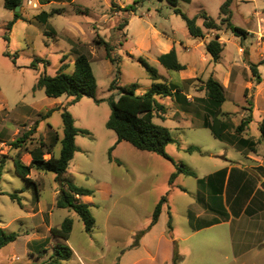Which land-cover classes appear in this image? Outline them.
I'll list each match as a JSON object with an SVG mask.
<instances>
[{"label":"rangeland","instance_id":"rangeland-1","mask_svg":"<svg viewBox=\"0 0 264 264\" xmlns=\"http://www.w3.org/2000/svg\"><path fill=\"white\" fill-rule=\"evenodd\" d=\"M222 1L177 0L176 7L189 16L205 11L219 29H206L198 17L196 24L203 33L200 39H212L216 33H221L225 51L236 55L234 42L227 41L235 36L223 22L226 16L219 12ZM258 1L264 3V0ZM127 6L134 10H124ZM231 10L234 25L256 29L251 3L237 2ZM16 12L21 18L6 29L13 11L3 8V0H0V191L4 193L0 194V228L6 233L17 234L15 240L0 248V264L47 261L60 243L67 244L72 251L62 264H171L173 250L180 257L176 264H264V221L259 219L251 223L245 239L247 242L261 240L260 246H249V251L239 257H234L232 251L236 246L232 247L224 225L181 239L200 221L195 215L204 197L202 183L198 180L205 179L229 161L256 163L245 156L243 147L215 138L202 126L204 103L198 97H205L203 73L179 82L178 90L172 96L155 98L165 110L164 114L155 110L152 121L167 127L175 139L165 146V153L171 160L138 150L125 141L117 142L115 133L105 126L110 114L108 98L115 93L109 90L112 81L116 86L135 83L137 92L143 93L151 80L136 59L143 58L162 76V72L168 70L160 66L156 56L167 40L193 41L194 38L187 35L181 16L174 13L171 2L22 0ZM132 16L137 18L131 19ZM129 19L130 23L124 25ZM254 36L240 39L242 45L232 72L233 76H239L227 92L224 88L225 101L220 107L222 117L217 120L228 124L223 134L233 139L231 135L238 136L235 126L240 118L250 115V122L240 135L256 142L255 151L247 152L264 164V139L258 129L264 117V62L260 63L264 54L255 61L260 75V82L256 83L249 70L251 60L245 45L255 40L264 42V33ZM97 39L108 43L112 57L119 61L117 64L105 59ZM78 54H85L90 61L96 80L94 97L81 96L69 104L70 96L50 98L41 88L35 87L39 74L52 76L60 67L70 74ZM177 56L180 62L189 63L196 53L178 52ZM216 65L218 71L224 70L223 62ZM170 72L171 77L179 78L178 71ZM56 107L60 109L44 117L48 110ZM61 108L71 114L76 128L86 130L88 134L75 135L77 151L61 176L30 170L36 195L33 187L15 174L12 159L18 157L24 164H29L28 151L38 147L40 141L51 146L52 154L58 155L62 137ZM24 133L25 140L18 142L19 147H14L12 143ZM189 146H196L200 151H186ZM48 156L45 154L44 158ZM179 163L193 171L194 176L178 173L169 185L170 175ZM65 179L92 191L89 196L79 197L81 202L89 205L94 219V227L89 233L84 232L76 212L55 205L59 192L67 190ZM8 193H15L19 203L11 200ZM163 195L166 196L163 210L149 228L154 206ZM218 195L220 202V191ZM219 209H222L221 204ZM65 218L71 219L72 228L68 239L63 241L49 230L59 227ZM168 220L171 232L167 228Z\"/></svg>","mask_w":264,"mask_h":264},{"label":"trees","instance_id":"trees-1","mask_svg":"<svg viewBox=\"0 0 264 264\" xmlns=\"http://www.w3.org/2000/svg\"><path fill=\"white\" fill-rule=\"evenodd\" d=\"M169 1L174 6V13L180 15L183 19L187 32L191 37L199 38L203 36L201 28L196 24V19L198 17L203 20V26L206 29H219L218 25L204 12L200 15L189 17L176 7V0ZM232 1L234 0H224V2L220 5L219 12L226 16V18L223 19V22L226 24V28L230 30L235 37L243 38L246 36L247 32L241 27L233 25L229 21V7ZM21 3L22 0H3V8L13 11V17L6 24V29H10L13 23L21 18L20 14L14 11L15 7L20 6ZM127 8L130 7L127 6L124 10H127ZM133 10L134 8L131 7L130 11ZM43 15L47 16L48 14L43 13ZM39 18L41 20L45 19V17ZM126 24L127 22L124 25ZM4 38L7 39L8 37L5 36ZM97 44L103 47L105 59L114 64L119 62L112 57L110 53V46L106 41L97 39ZM205 48L207 53L210 54L212 60H216L218 58L222 50V45L218 41L217 34L209 40ZM136 61L147 72L148 77L151 80V84L145 92L138 94L136 93L137 85L135 83H131L126 86H116L115 82L112 81L109 85V90H113L115 93H112L108 98L110 114L105 122V126L115 133L117 142L125 141L138 150L152 152L171 160L165 153V146L169 143L175 142V139L170 136L169 129L167 127L155 124L152 119L154 116L153 112L155 110L161 114H163L165 110L164 106L159 104L155 98L170 97L172 94L177 92L178 88L167 83L165 79L157 73L156 69L150 66L143 58H137ZM157 61L166 70L170 71H179L185 68V66L178 61L174 49H171L166 53L159 54L157 56ZM262 62H264V59L261 60L260 63ZM248 65L253 80L256 83H259L260 75L257 71V65L251 62H249ZM35 87L41 88L44 94L50 98H56L61 95L70 96L72 99L69 104H71L76 102L81 96L94 97L96 80L88 57L85 54H78L74 59L73 71L70 74L63 72L61 67L58 69L56 74L52 76L39 74ZM202 88L205 91L204 107L207 114V117L203 121V126L208 128L215 138L231 142L232 144H236L254 152L256 142L252 139L240 137V134L246 129L248 123L250 122V115L242 118L235 127V132L238 136L231 135L232 138L234 137V139H236L235 142H233L227 134H223L224 130L228 128V124L217 120L220 107L225 101L223 86L217 80L212 77H208L204 81ZM246 92L247 89L245 88V96ZM247 102L251 104L248 100ZM56 109L59 110L60 108L56 107L48 110L44 114V117H47L53 110ZM60 115L62 120V137L60 139V149L58 155L52 154L50 151L51 146H47L43 141H40L38 147L28 151L30 155L29 164H24L18 157L12 159L15 174L26 183L30 184L36 195L37 188L34 181L29 177L30 170L35 169L38 171L53 172L58 176H61L66 172L69 161L73 157L74 152L77 151V147L74 143L75 135L77 133L88 134V131L75 127L73 117L65 108H61ZM160 118H163L162 115H160ZM208 118L212 119V123L208 121ZM258 129L264 139V117L262 118ZM25 137L26 133H24L22 137H18L12 145L14 147H19L20 144L18 142L24 141ZM185 150L189 152L200 151V149L196 146H189ZM45 154H49V156L44 158ZM175 166L176 171L170 175L169 185L173 183V180L178 173L194 176V172L182 163L175 164ZM225 174L226 169H220L210 174L207 177V180L209 182L211 180L216 183L218 185V190H221ZM65 181L67 183V190H61L59 192L55 205L58 208H69L76 212L83 223L84 232L89 233L94 227V219L89 211V205L81 202L79 197L89 196L92 194V191L73 185L69 179H65ZM198 181L199 183H202L203 179H199ZM0 194L4 193L0 191ZM8 196L11 200L19 203V198L15 193H8ZM165 201L166 196L163 195L154 206L149 228L157 222L162 209V204ZM71 228V219L65 218L59 227H51L49 231L53 236L66 241L69 237ZM167 228L168 231L171 232L170 220L167 222ZM16 237L17 234L15 232L6 233L2 228H0V248L10 241L15 240ZM71 254L72 251L70 247L67 244L60 243L54 247L53 254L47 261L30 264H62L61 262L68 259ZM179 258L180 257H178L176 251L173 250L171 264H176Z\"/></svg>","mask_w":264,"mask_h":264},{"label":"crops","instance_id":"crops-1","mask_svg":"<svg viewBox=\"0 0 264 264\" xmlns=\"http://www.w3.org/2000/svg\"><path fill=\"white\" fill-rule=\"evenodd\" d=\"M223 2L224 0L221 2V4ZM237 2H244V3L252 4L253 11L255 13L256 29L255 30L251 29L250 26H248V29L241 27L247 32L245 37L243 38L237 37V39H235L236 37L233 39L227 38V41L234 42L235 48H236V55L232 54L228 50L225 51V42H224L225 39L223 38V36H221V33L220 34L216 33L218 35V39H219L218 41H220L222 44V50L217 60H212L210 54L207 53L206 51L205 47L210 39L202 40L199 37V38H194L193 41L191 40L187 43L185 41H182L181 39L170 38V40H167L166 44L158 52L157 56L159 54L166 53L170 51L171 49L175 50L176 56L178 55V52H191V51L192 53L195 52L196 56L189 63L180 62L178 60L181 64L185 66V68L178 71L179 78L177 79L171 77L172 74L170 70H168V72L163 71L162 73L164 75H162V77H164L167 80V83H169L170 85L174 87H177L179 85V82L183 81L184 79L194 77L198 73L199 74L203 73V77H202L203 80H206L208 77H212L213 79L217 80L223 86V88H226V92L232 87V84L234 83L235 79L239 76L236 74L233 76L232 72L234 68L233 66L234 61L235 59H237L239 52H240L239 50L241 49V45H242L240 42V39L247 40V38L256 37L254 35H257V34L261 35V33H264V3H261L258 0H234L232 1L229 7V21L230 22H231V17H232L231 9L233 8L234 4H237ZM176 5H177V0H176ZM204 13L207 15L205 11ZM186 15L189 16L188 14ZM193 15L189 17H192ZM133 18H137V17L132 16L131 19ZM129 21L130 19L128 20L127 25L130 23ZM252 21H253V17H252ZM156 34L158 33L156 32ZM126 35H125V39L123 40L124 42L126 41ZM187 35L188 37H191L189 34ZM162 36L167 38L164 35ZM142 40L143 39H139V41H142ZM253 43H255L256 46H253ZM245 45L249 48L247 49L249 53V59L251 60L250 62L255 64L257 57L264 54V42H257L255 40L254 42L252 43L248 42ZM157 56H156V61H157ZM177 59H178V56H177ZM220 62L224 63V70L218 71L219 69L218 70L216 69V66H217L216 64L217 63L219 64ZM160 66L163 69H165L162 65ZM188 72H191V73H188ZM244 83H246V81ZM149 86L147 88H149ZM136 93L142 94V92H137V90H136ZM173 96L176 99L175 95ZM198 99L204 103L205 97L203 98L198 97ZM240 115L241 114H239V116ZM219 116L222 117L221 112H219V114L217 115V117ZM202 117H203V120H202V123H203L204 119L207 117V114L205 112V107H204V113L202 114ZM210 120L211 118H208V121ZM240 137L242 136L240 135ZM231 140L235 142L236 139H234L233 137V139ZM225 142L229 145H235L228 141H225ZM243 150H245L243 151L244 153H246L245 156L250 159H253L256 163L255 164H242L240 162L229 161L228 164L215 170V171H218L220 169H226V174L224 177V182H223V186L221 190H218V185L216 183H214L211 180L210 182L207 180V177L215 171L210 172V174H208L207 177L203 179L201 191L203 193L204 199L200 201L201 205L199 209H197L196 215H195V217L199 219L200 221L199 223H196L194 226H192L190 228L189 233L181 237V239L185 240L191 235L198 233L200 231L224 225L225 226L224 230H226V233H227L226 236H228V238L230 239L232 247L236 246L235 247L236 250L232 251L234 254V257L242 256L244 253L248 252L249 246L253 248H255L258 245L260 246L261 240L259 242H256L257 240L253 239L251 242H247V239L245 238L249 234L248 230L252 222L257 221V219H259L260 222L264 221V164L261 163L260 159H255V156L250 155V153L253 151L247 152L249 150L244 147H243ZM219 191L221 192V197H222L220 201L221 203L218 202L219 200L218 192ZM220 204L222 206V209H219ZM237 234H239L240 236L239 238ZM232 235H234V238H232Z\"/></svg>","mask_w":264,"mask_h":264},{"label":"water","instance_id":"water-1","mask_svg":"<svg viewBox=\"0 0 264 264\" xmlns=\"http://www.w3.org/2000/svg\"><path fill=\"white\" fill-rule=\"evenodd\" d=\"M18 8H19V6H16L15 9H14V11L16 12L18 10Z\"/></svg>","mask_w":264,"mask_h":264}]
</instances>
